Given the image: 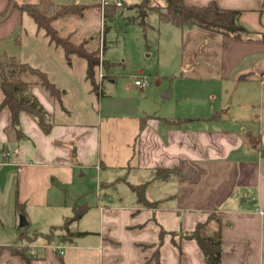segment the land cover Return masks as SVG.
Wrapping results in <instances>:
<instances>
[{
	"label": "crops",
	"instance_id": "crops-1",
	"mask_svg": "<svg viewBox=\"0 0 264 264\" xmlns=\"http://www.w3.org/2000/svg\"><path fill=\"white\" fill-rule=\"evenodd\" d=\"M70 1L0 0V15L9 11L0 20V40L23 48L15 37L28 30L16 3L88 8ZM185 1H214L240 10L239 21L250 36L178 27L181 53L186 47L191 54L181 66L188 74L182 71L174 86L160 80L144 88L135 82L116 86L137 97L110 93L100 100L96 122L70 120L72 110L64 102L68 92H62L61 105L39 86L32 93L52 116L48 133L22 113L25 137L17 139L9 110L2 111L0 201L13 205L16 213V204H22L36 237L18 245L0 235V264H208L197 241L185 235L214 212L222 219L221 264H264V0ZM32 31L41 42H34L31 51L37 59L49 60L52 42L37 24ZM4 52L24 62L35 60ZM76 108L89 110L81 97ZM176 119L184 122H168ZM144 183H149L145 196L153 205L141 203L132 188ZM92 186L96 197L91 199L87 193ZM69 187L73 196L67 207ZM81 205L87 210L77 228L73 222L70 233L58 229L47 237L63 226L57 220L66 223L73 217L67 208L74 212ZM93 207L100 217L90 228L93 217L86 215ZM13 246L27 247L29 262Z\"/></svg>",
	"mask_w": 264,
	"mask_h": 264
},
{
	"label": "rangeland",
	"instance_id": "rangeland-1",
	"mask_svg": "<svg viewBox=\"0 0 264 264\" xmlns=\"http://www.w3.org/2000/svg\"><path fill=\"white\" fill-rule=\"evenodd\" d=\"M17 1L20 2V0ZM111 1L113 2V0ZM140 1L124 0V6L117 8L115 18L110 19L106 16L102 17L101 0H71L70 3L87 4L88 8L82 15H69L54 22L61 36L69 37L75 43L87 40L86 47L89 50L99 51L102 60L107 61V66L102 69L107 76L103 79L98 77V90H93L91 83L87 82L85 77L80 80V76L86 74V60L76 54H72L68 58L62 46L52 43L48 49L51 53L49 60L37 59L36 53L31 51V46L34 42L40 43L41 38L34 36L32 30L36 27V23L26 12H24V27L28 33L19 30L15 37L22 40L23 48L2 39L0 40V52L8 51L11 54H22L26 58L27 56L34 57L35 60L32 59L34 61L30 64L47 72L49 78L63 93L64 91L68 92L64 102L72 110V114L68 116L69 119L89 123L96 122L99 118L100 100L108 97L110 93H122L123 96L131 100L137 97L135 92H124V90H118L116 86L134 85L137 78L148 79L151 86L157 80H160L164 86L168 84L174 86L182 71L188 74V70L182 69L181 66L185 67L189 63L191 54L186 47L184 55L181 53V51L183 52V47L180 45L181 35L178 36L181 29L172 23L162 22L156 10L149 11L146 17L148 26L146 28L142 26L141 20L138 18V10L132 6ZM149 1L148 6L157 5L155 0ZM157 1L163 6L166 4V0ZM57 7L45 6L42 7V10L47 14H52L58 10ZM98 70L100 69L98 68ZM39 88L44 91L43 88ZM80 97L89 107L87 112L76 108L77 98ZM249 99L253 100L251 96ZM14 182H16V177H14ZM87 194L91 199L95 198V187L92 186ZM72 196L73 190L69 187L68 191L64 193L67 207H70ZM64 209L66 211V208H63V212H65ZM70 210L67 208L66 212L74 216V212ZM98 211V208L93 207L86 215V217H93L88 224L90 228H95L99 223L100 212ZM22 216L28 219L27 215L16 213L15 207L13 205L10 207L4 199L0 201V235H3L5 241L11 240L10 244H27L29 237H36L35 234H32L33 226L20 227ZM78 220L72 222V228L78 227ZM57 222L60 225L65 223L62 220H57ZM14 235L16 239H14ZM21 235L22 238H20ZM38 238H42V236Z\"/></svg>",
	"mask_w": 264,
	"mask_h": 264
},
{
	"label": "trees",
	"instance_id": "trees-1",
	"mask_svg": "<svg viewBox=\"0 0 264 264\" xmlns=\"http://www.w3.org/2000/svg\"><path fill=\"white\" fill-rule=\"evenodd\" d=\"M149 0H142L135 5L138 10V18L142 26H148L146 17L149 11L156 10L161 21L172 23L177 27L197 26L212 32L235 35L240 37L250 36L251 32L240 23V10L225 9L212 1L206 5L189 4L185 0H166L165 7L159 4L148 6ZM12 3L10 4L11 7ZM22 12L28 13L36 22L38 30H43L45 36L57 46H62L68 58L72 54L79 55L86 60L85 78L92 85L93 90H98L97 79L99 77V66L101 56L97 50H89L86 47L87 40L75 43L69 37H63L56 29L54 22L69 15H82L87 9L82 4H65L58 6V10L52 14H47L42 10V6L36 3H16L15 5ZM9 11L0 15V20L4 19ZM117 14V7L109 5L106 7V18L114 19ZM107 66V61H103V67ZM39 86L56 102L62 105V90L49 78L48 73L42 69L22 61L15 55L0 52V89L3 99L0 102V114L8 109L10 112V127L14 129L17 139H22L25 135L20 125V115L27 113L32 116L43 130L48 133L52 126V116L48 113L39 100L32 93V87ZM187 121V120H186ZM173 124L184 122L182 119L168 120ZM161 172V171H160ZM149 183L133 185V190L138 195V200L145 205H153L146 199L145 192ZM16 210L24 215L23 205L16 204ZM86 206H76L74 216L66 221L60 228L52 229L47 237H52L55 230L69 232V225L80 219L86 212ZM211 225H216L215 229L209 233ZM83 233L79 232L77 235ZM73 235V234H72ZM187 238L195 239L199 244L208 264H221L222 262V219L221 215L214 212L210 214L207 221L197 225L196 229L185 235ZM15 254L21 255L29 262L30 256L28 248L13 246Z\"/></svg>",
	"mask_w": 264,
	"mask_h": 264
},
{
	"label": "built area",
	"instance_id": "built-area-1",
	"mask_svg": "<svg viewBox=\"0 0 264 264\" xmlns=\"http://www.w3.org/2000/svg\"><path fill=\"white\" fill-rule=\"evenodd\" d=\"M109 5H114L117 8L123 7L124 6V2L123 0H113V2L111 0H101L100 6H101V14L102 17L105 18V13H106V7H108ZM101 56V62H100V66H99V78L103 79L105 77V74L103 73V60H102V55ZM135 84L141 88H144L146 86L149 85V80L146 78H138L135 80ZM9 152H5L4 156L7 157L9 156ZM60 250V254L64 253V249L62 247H59ZM31 254H34V251H31Z\"/></svg>",
	"mask_w": 264,
	"mask_h": 264
},
{
	"label": "water",
	"instance_id": "water-1",
	"mask_svg": "<svg viewBox=\"0 0 264 264\" xmlns=\"http://www.w3.org/2000/svg\"><path fill=\"white\" fill-rule=\"evenodd\" d=\"M28 225V221L26 219V217L22 216L20 219V227H24Z\"/></svg>",
	"mask_w": 264,
	"mask_h": 264
}]
</instances>
